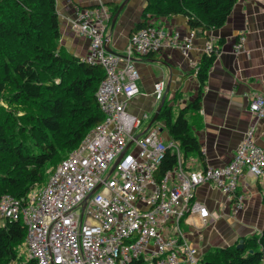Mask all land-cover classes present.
Returning <instances> with one entry per match:
<instances>
[{
    "label": "built area",
    "instance_id": "built-area-1",
    "mask_svg": "<svg viewBox=\"0 0 264 264\" xmlns=\"http://www.w3.org/2000/svg\"><path fill=\"white\" fill-rule=\"evenodd\" d=\"M109 19L108 9L98 3L78 8L71 20L72 28L88 40L82 60L104 69L95 92L103 120L55 165L44 184L22 197L3 194L0 218L22 220L27 257L36 264H201L202 253L188 243L182 223L189 216L205 222L218 214L194 197L196 187H217L235 214L243 206V173L264 178V148L256 143L251 125L226 164L193 169L183 163L176 141H163L150 126L139 132L147 115L127 110L139 93V71L129 56L163 46L185 54L192 34L155 25L139 28L129 35L122 58L105 49ZM241 41L234 44L235 51L242 49ZM213 48L209 40L205 53ZM191 64L196 73L198 64ZM163 91L164 81L157 80L153 95L158 102ZM248 108L256 119L263 118L264 95H252ZM167 149L176 163L159 173Z\"/></svg>",
    "mask_w": 264,
    "mask_h": 264
},
{
    "label": "trees",
    "instance_id": "trees-1",
    "mask_svg": "<svg viewBox=\"0 0 264 264\" xmlns=\"http://www.w3.org/2000/svg\"><path fill=\"white\" fill-rule=\"evenodd\" d=\"M236 1L144 0L142 20L131 32L153 25V18L176 14L187 18L190 29L220 27ZM106 5L112 18L118 5ZM59 38L56 0H0V198L22 197L44 184L47 171L103 120L95 92L104 69L69 53ZM217 50L204 53L197 66L196 97L176 112L164 99L158 113L169 137L179 144L182 160L188 154L202 156L186 112L199 109V92ZM175 163V155L167 149L159 173ZM261 203L264 206V190ZM241 244L208 249L201 264L264 263V230L244 236ZM21 247H25L24 223L5 220L0 225V264H36L31 258L22 261Z\"/></svg>",
    "mask_w": 264,
    "mask_h": 264
},
{
    "label": "crops",
    "instance_id": "crops-1",
    "mask_svg": "<svg viewBox=\"0 0 264 264\" xmlns=\"http://www.w3.org/2000/svg\"><path fill=\"white\" fill-rule=\"evenodd\" d=\"M122 1L56 0L60 44L69 53L83 57L88 52V40L71 27L76 9L98 3L108 9L106 3L110 2L119 8ZM143 6L144 0H127L114 23L112 18L107 21V47L122 58L126 57L131 31L142 20ZM152 22L167 32L192 34V40L185 54L177 47L163 46L148 54L129 56L139 71V93L128 101L127 110L137 116L147 115L139 132H144L159 104L153 95L157 80L164 81V98L173 107L179 109L196 97L199 81L191 62L199 64L206 43L212 40L218 50L199 92V109L186 112L202 156L188 154L183 163L193 169L226 164L251 125L255 127L256 143L264 148V117L256 119L248 108L252 95H264V0H237L225 23L206 31L190 29L182 14L153 18ZM240 38L242 49L235 51L234 44ZM150 127L159 130L163 141L171 139L160 119H155ZM239 190L243 194V206L233 214L217 187L208 183L196 187L194 197L218 214L204 223L195 215L182 223L186 240L200 249L202 255L208 249L228 246L264 230L261 203L264 178L245 172L239 178Z\"/></svg>",
    "mask_w": 264,
    "mask_h": 264
},
{
    "label": "water",
    "instance_id": "water-1",
    "mask_svg": "<svg viewBox=\"0 0 264 264\" xmlns=\"http://www.w3.org/2000/svg\"><path fill=\"white\" fill-rule=\"evenodd\" d=\"M126 1H127V0H123V1L121 2V4L119 5V8L117 9V11L114 13V15H113V17H112V20H111V23H112V24L114 23V21H115L117 15H118L119 10H120L121 7L125 4ZM106 42H107V40H106ZM105 49H106L108 52H110V53H112V54H115L113 51H111V49H109V48L107 47V44H105ZM115 55H117V54H115ZM118 56H119V55H118ZM164 99H165V98H164V95H163V97H162V99L160 100V102H159V104H158V106H157V108H156V110H155V112H154V114H153V116H152V118H151L149 124L147 125L146 129L151 125V123H152L155 119L158 118V113H159V111H160V109H161V107H162V105H163ZM144 131H145V130H144ZM115 164H116V162H114V164L112 165L111 170L114 168ZM241 243H242V239H240V240L238 241V243H237L236 246H237V247H242V244H241Z\"/></svg>",
    "mask_w": 264,
    "mask_h": 264
},
{
    "label": "rangeland",
    "instance_id": "rangeland-1",
    "mask_svg": "<svg viewBox=\"0 0 264 264\" xmlns=\"http://www.w3.org/2000/svg\"><path fill=\"white\" fill-rule=\"evenodd\" d=\"M78 9V8H77ZM76 9V10H77ZM76 13V12H75ZM75 17V16H74ZM74 17L72 18V20L74 19ZM72 27V26H71ZM73 29V28H72ZM74 30V29H73ZM75 31V30H74ZM76 32V31H75ZM77 33V32H76ZM78 34V33H77ZM178 110V108L177 107H174V112H176ZM160 122V121H159ZM162 129V128H161ZM50 172L51 171H47V173H46V177H45V182H46V180L48 179V177H49V174H50ZM5 223V220H4V218H0V225H3ZM202 223H204V222H202ZM238 243V242H237ZM199 251H201L200 249H199ZM19 252H20V254H21V257H22V261H25L28 257H27V252H26V247H21L20 249H19ZM21 264V263H20ZM261 264H264V263H261Z\"/></svg>",
    "mask_w": 264,
    "mask_h": 264
}]
</instances>
